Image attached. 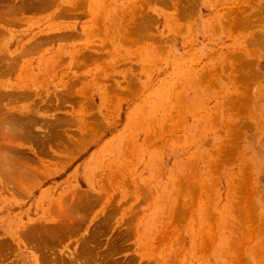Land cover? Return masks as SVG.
<instances>
[{
    "label": "rangeland",
    "instance_id": "obj_1",
    "mask_svg": "<svg viewBox=\"0 0 264 264\" xmlns=\"http://www.w3.org/2000/svg\"><path fill=\"white\" fill-rule=\"evenodd\" d=\"M0 264H264V0H0Z\"/></svg>",
    "mask_w": 264,
    "mask_h": 264
},
{
    "label": "bare ground",
    "instance_id": "obj_2",
    "mask_svg": "<svg viewBox=\"0 0 264 264\" xmlns=\"http://www.w3.org/2000/svg\"><path fill=\"white\" fill-rule=\"evenodd\" d=\"M13 121V120H12ZM8 123V122H7ZM10 123V122H9ZM6 124V123H5ZM12 124V123H11ZM15 124H16V122H15ZM9 125V124H8ZM13 126H15L14 124H13ZM16 126H17V124H16ZM10 127H12L11 125H10ZM22 127V126H21ZM12 128H14V129H16L15 127H12ZM24 130V129H23ZM22 130V131H23ZM17 131V130H16Z\"/></svg>",
    "mask_w": 264,
    "mask_h": 264
}]
</instances>
